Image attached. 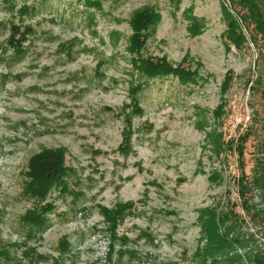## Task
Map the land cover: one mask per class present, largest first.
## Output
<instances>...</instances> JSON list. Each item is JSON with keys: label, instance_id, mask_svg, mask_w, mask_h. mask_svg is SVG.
Masks as SVG:
<instances>
[{"label": "rangeland", "instance_id": "1", "mask_svg": "<svg viewBox=\"0 0 264 264\" xmlns=\"http://www.w3.org/2000/svg\"><path fill=\"white\" fill-rule=\"evenodd\" d=\"M222 1L0 0V264H201L197 211L235 203L241 173L205 135L214 124L235 146L259 100L247 81L264 87L261 44L224 47ZM145 10L159 20L139 40ZM145 63L172 73L148 78ZM42 162L55 168L38 176Z\"/></svg>", "mask_w": 264, "mask_h": 264}, {"label": "trees", "instance_id": "2", "mask_svg": "<svg viewBox=\"0 0 264 264\" xmlns=\"http://www.w3.org/2000/svg\"><path fill=\"white\" fill-rule=\"evenodd\" d=\"M220 12L221 19L226 26L223 35L226 51H230L231 48L241 50L243 45L249 41L260 43L261 58L257 67L259 71L264 72V0H224L220 3ZM186 15V20L189 21V31L193 35H198L201 20L193 16L188 10ZM136 20L137 22L133 27L140 40L138 36L140 28H151L156 22L158 23L159 18L154 16V13L148 14V11L145 10V12L141 11L137 14ZM138 39L134 38V42L132 41L133 51L136 53L141 48ZM144 65L147 67L145 75L148 78L162 77L172 73L167 64L145 63ZM231 82L232 74L228 72L221 86V102L213 111V123H216L224 112L223 97L229 90ZM249 84L252 94L258 96L259 100L255 106L256 110L251 119V125L248 126L243 135L237 138L235 146H231L230 141L224 140L222 133L214 124L205 135L206 146L210 148L217 159L223 157L227 150L237 155L236 159L241 173L234 181L233 187L237 195L235 203L228 201L227 205L222 206L218 202L197 211L196 223L199 227L201 243H203L197 252L201 264H205L207 261L209 264H264V243L259 241L261 238L258 236L260 233L264 234V210L261 208L262 202H264V140L261 141L264 136V87L262 89L256 88L250 79L247 81V85ZM251 138L254 139L252 154L255 155V158L252 166L253 173L247 174L244 162L246 159L245 148L246 143ZM127 141L125 140V142ZM58 152V156L62 159ZM55 154L56 152L45 155L49 158ZM258 154L263 156L262 159L257 158ZM38 158L40 156L35 160ZM36 166L35 173L32 165L31 170L38 176L45 172L48 173L50 168H55L46 167L47 165L43 162ZM58 173L59 171L55 172L54 177ZM222 179L221 172H217V170L208 177V180L214 183L222 181ZM257 191L261 195L258 203L255 194ZM227 193L230 194V190ZM128 205L117 206L113 212L105 211L103 215L105 218L115 217V220L117 215L122 213ZM31 221L35 225L42 223L39 218H33Z\"/></svg>", "mask_w": 264, "mask_h": 264}]
</instances>
